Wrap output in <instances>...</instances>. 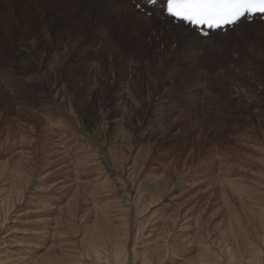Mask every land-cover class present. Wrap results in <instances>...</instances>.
<instances>
[{"label":"rangeland","instance_id":"374dc122","mask_svg":"<svg viewBox=\"0 0 264 264\" xmlns=\"http://www.w3.org/2000/svg\"><path fill=\"white\" fill-rule=\"evenodd\" d=\"M154 4L0 0V264H264V19Z\"/></svg>","mask_w":264,"mask_h":264},{"label":"snow or ice","instance_id":"6c2138e0","mask_svg":"<svg viewBox=\"0 0 264 264\" xmlns=\"http://www.w3.org/2000/svg\"><path fill=\"white\" fill-rule=\"evenodd\" d=\"M165 7L177 19L218 28L234 24L246 14L264 13V0H166Z\"/></svg>","mask_w":264,"mask_h":264},{"label":"bare ground","instance_id":"6f19581e","mask_svg":"<svg viewBox=\"0 0 264 264\" xmlns=\"http://www.w3.org/2000/svg\"><path fill=\"white\" fill-rule=\"evenodd\" d=\"M7 1V0H6ZM11 1V0H10ZM4 2V1H3ZM21 2V1H20ZM5 3V2H4ZM161 3H163V5H164V9L166 8L165 7V5H166V0H164L163 2H157V0H156V3L154 4V5H152V6H149V7H151L150 9H152L153 10V13H155V17H154V21L153 22H157L158 23V21H159V26L161 27V29H163V30H166V31H169V30H172V29H175V30H178L179 32H183V33H186V34H188V35H190V34H192V35H190L191 36V38L193 39V41L194 42H199V43H204L203 41H201V40H199V39H202V40H207V42H211L213 39H214V36H215V32H218V31H222L221 29H218V30H214V31H210L209 33H208V35L207 36H202V35H200V34H198L194 29H192V28H190V27H188V26H186L182 21H174L171 17H168L167 15H165V13H164V9L162 10H160V8H159V6H160V4ZM6 4H8V3H6ZM5 4V5H6ZM17 4V3H16ZM23 4H25V3H23ZM18 5V4H17ZM11 6V5H10ZM9 6V7H10ZM19 6V5H18ZM22 6V5H21ZM21 6H20V8H21ZM148 6V5H147ZM17 7V6H16ZM149 7H147V8H149ZM8 8V7H7ZM15 8V7H14ZM114 9V8H113ZM9 10V9H8ZM0 11H1V9H0ZM4 11V10H3ZM11 11H12V8H11ZM113 12V11H112ZM7 13V12H6ZM16 13V12H15ZM9 14V13H8ZM10 15V14H9ZM3 16V15H2ZM5 16H8L7 14L5 15ZM22 17V16H21ZM257 15H255L253 18L254 19H257ZM2 18H4V17H2ZM7 18V17H6ZM5 18V19H6ZM8 19V18H7ZM12 19H13V17H12ZM244 19L245 18H241V19H239L235 24H233L232 26H230L231 28H234L235 26H240V25H242L243 23H245V22H243L244 21ZM162 24H165L164 26L162 25ZM246 24H250L251 26L249 27V28H251V29H247L246 28V32L247 31H253V32H255V31H257V30H259V27L258 28H255V29H252V26H256V24H264V22H259V21H255V22H250V23H246ZM246 24H244V25H246ZM229 26H226L225 27V30H227V29H229L230 28ZM178 28H181V29H178ZM261 29H264V27H260ZM236 33H239V31L238 30H236ZM185 34V35H186ZM219 36H221V35H219ZM226 36H228V34L226 35ZM230 36V35H229ZM195 37H197V38H195ZM206 43V42H205ZM252 44V43H251ZM256 47V46H255ZM258 47H256V49H257ZM263 48V47H262ZM255 51V50H254ZM256 51H258V52H261L260 50H259V48L256 50ZM264 54V53H263ZM32 55V54H31ZM59 60V59H58ZM38 63V62H37ZM58 66V65H57ZM43 68V67H42ZM41 72V71H40ZM43 75V74H42ZM47 77V76H46ZM250 78V77H249ZM250 79H252V77L250 78ZM153 97V96H152ZM152 102H153V99H149L148 101H147V104L148 105H150V104H152ZM257 112H258V110H257ZM256 112V113H257ZM258 114V113H257ZM258 115H260V114H258ZM262 116V115H261ZM258 117V116H257ZM263 118V117H262ZM261 118V119H262ZM263 121V120H262ZM218 148V147H217ZM222 151V150H221ZM225 166V165H224ZM150 175H152V177H154V175H153V173L151 172L150 173ZM223 176L224 177H226L227 176V174H226V171H224L223 172ZM225 181H228V179H224ZM120 203V202H119ZM103 204V203H102ZM105 204V203H104ZM103 204V205H104ZM120 208V207H119ZM102 209V208H101ZM105 209V208H104ZM95 210V209H94ZM110 210V209H109ZM100 213V212H99ZM102 214H104V213H102ZM111 217V216H110ZM104 218V217H103ZM105 219V218H104ZM158 237V236H157ZM162 237V236H161ZM231 239V238H230ZM253 246V245H252ZM156 248V247H155ZM254 248V247H253ZM158 249V248H157ZM182 249V248H181ZM121 251V250H120ZM119 250L118 251H116L115 249H114V256H115V259L117 258V259H120V255L122 254V252H120ZM96 252V251H95ZM96 255L97 256H99L100 257V254L98 253V252H96ZM250 256V255H249ZM252 256V255H251ZM252 258V257H251ZM123 259V258H122ZM121 259V260H122ZM125 260V259H124ZM142 260V259H141ZM140 260V261H141ZM144 260V259H143ZM3 261V260H2ZM15 261V260H14ZM64 262V261H63ZM143 264V263H142ZM145 264V263H144Z\"/></svg>","mask_w":264,"mask_h":264}]
</instances>
